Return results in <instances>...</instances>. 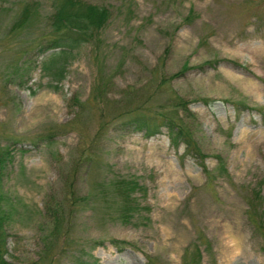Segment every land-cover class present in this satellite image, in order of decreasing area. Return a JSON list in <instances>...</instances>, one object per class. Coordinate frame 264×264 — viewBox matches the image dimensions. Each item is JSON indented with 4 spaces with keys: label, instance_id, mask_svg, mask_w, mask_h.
<instances>
[{
    "label": "rangeland",
    "instance_id": "obj_1",
    "mask_svg": "<svg viewBox=\"0 0 264 264\" xmlns=\"http://www.w3.org/2000/svg\"><path fill=\"white\" fill-rule=\"evenodd\" d=\"M52 1L0 0L4 258L181 264L184 249L196 245L200 264H264L245 214L258 190L264 229V0H85L110 15L66 52L56 81L42 69ZM177 97L187 100V117ZM234 102L251 108L236 111ZM161 111L188 122L214 169L210 183L163 126L147 136L131 125ZM117 178L138 183L132 195L141 207L128 222L117 218ZM111 238L126 243L116 247Z\"/></svg>",
    "mask_w": 264,
    "mask_h": 264
},
{
    "label": "trees",
    "instance_id": "obj_2",
    "mask_svg": "<svg viewBox=\"0 0 264 264\" xmlns=\"http://www.w3.org/2000/svg\"><path fill=\"white\" fill-rule=\"evenodd\" d=\"M29 8L30 3L28 2L22 6L18 14V19L20 18V21L18 20L19 25L25 21L24 18L27 17ZM52 10L49 24L51 25V30L54 34L46 40L47 44H45V47L46 49L51 48V51L42 62V69L50 73L56 81L60 80L63 76L62 61L66 58V52L72 47H76L80 42L85 41L94 31L102 27L110 15V9L105 5L94 4L85 0H53ZM233 62L242 66L241 63H237L235 60H233ZM53 63H56V65H53ZM199 99L205 103L212 101L209 97H199ZM186 104V99L180 97L175 99L174 105L179 107L181 111L184 112V115L190 114L188 113L189 109ZM234 107L236 110H239L242 107H247V105L240 102H234ZM153 115L154 116L149 119L143 115H137L132 119L131 125L134 129H143V132L146 135L158 132L160 130L159 128L164 126L169 143L173 147L182 143L183 152L189 153L195 157L204 174L205 183H210L215 176L214 169L207 167L205 164L204 157L206 154L199 149L190 134L188 122L184 121L181 116L162 111L153 113ZM7 150L6 147L5 149L0 150V174L5 164L4 161L6 160V154L8 156ZM212 156L215 158L218 172L226 174L225 161L222 156L219 153H213ZM111 184L113 187V196L118 201H121L118 208L117 218L120 221L128 222L134 211H138L139 207H141L132 195L134 189L138 188V183L136 179L133 178H117L111 181ZM5 199V192L0 188V264H10V262L4 258L5 239L2 222L4 221V217L8 210L5 207ZM246 203V218L257 231L261 245L264 248V229L262 225L263 215L261 210L262 195L258 190H253L251 191V194L247 196ZM52 215L57 216V212L53 211ZM54 229L55 233L59 234L61 230V222L60 220H56V218H54ZM197 236L198 239L201 242L206 243L207 246L208 241L200 230H197ZM110 242L116 247L119 244L126 243L124 240H116L113 238L110 239ZM192 244H194L193 241ZM188 246L190 247V250L188 248L184 249L180 263L200 264L199 258L201 254L197 246ZM80 264L99 263L95 259L91 261L81 259Z\"/></svg>",
    "mask_w": 264,
    "mask_h": 264
}]
</instances>
